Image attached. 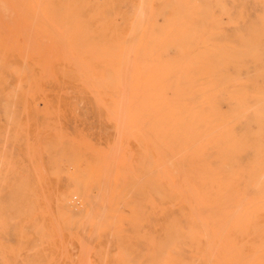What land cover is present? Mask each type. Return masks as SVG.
<instances>
[{
    "label": "rangeland",
    "instance_id": "1",
    "mask_svg": "<svg viewBox=\"0 0 264 264\" xmlns=\"http://www.w3.org/2000/svg\"><path fill=\"white\" fill-rule=\"evenodd\" d=\"M223 1L226 12L216 9L217 18H221L217 32L232 47L227 49L228 55L224 49H213L211 60L201 61L229 63L228 92L218 94L216 107L231 113L238 99L234 92L240 86H248L243 101L249 106L254 107L264 96V0ZM138 3L100 0L101 11L110 14L106 23L92 16L90 8L84 16L93 30L104 31L106 39L115 34L124 36ZM203 7L211 13L213 5L205 1ZM3 9L4 0H0V264H147L156 245L162 246L164 256L170 251L176 264H240L241 260V264H264V145L258 149L254 144L240 154V178L235 181L230 179L229 162L212 150L209 166L213 172L205 174L202 165L198 172L199 190L207 199L200 214L206 222L194 223L195 190L193 186L187 190L185 177L195 171L196 163L186 152L178 159L166 160L168 170L177 176L178 201L165 200L154 207L140 190L147 174L139 162L151 153L155 140L147 130L149 125L143 128L142 123L149 120L142 115L152 107L149 103L146 109V103L141 102V90L148 91L146 82L78 77L61 56L47 64L38 53L28 57L33 75L18 76L14 69L22 61L19 55L8 53L1 28ZM241 33L245 37L242 50L235 48ZM47 50L46 54L55 49ZM168 54L174 57L177 51L170 48ZM140 96L139 104L134 105ZM236 115L232 114L230 122L234 133L264 143V120L254 111L237 115V119ZM139 122V130L132 129V123L137 127ZM140 176L141 183L137 180ZM257 180L263 189L260 196L255 190ZM245 193L254 201L248 210L243 206V212L254 217L244 228L235 227L229 222L234 209L231 197ZM175 213L180 214L176 237L169 230V217ZM164 259L157 258L158 264Z\"/></svg>",
    "mask_w": 264,
    "mask_h": 264
},
{
    "label": "bare ground",
    "instance_id": "2",
    "mask_svg": "<svg viewBox=\"0 0 264 264\" xmlns=\"http://www.w3.org/2000/svg\"><path fill=\"white\" fill-rule=\"evenodd\" d=\"M156 1L159 2L158 7L155 5ZM205 1H209L213 5L211 13L204 10ZM99 2L100 0H4V27L1 28H4L7 50L9 55L14 53L19 55L22 61L21 66L14 69V71L18 76L33 75V67L29 66L28 57L31 54L38 53L47 64L51 61V58L61 56L71 64L78 77L115 80L142 79L145 81L148 88L146 92H151L152 97L148 93L146 96L144 95L146 93L145 89L141 90L144 92L141 96L149 100H145L140 96L138 100L134 101V105L136 103L137 106L140 98H142V103H146L144 108L148 109L151 104L152 107L148 109V114L152 112V115L148 117V114H143L142 116L147 117L149 120L146 123L143 120L142 123H144L143 128H147L146 126L149 125L147 130L154 134L155 140L152 144L151 153L143 162L142 159L139 162L141 171L144 169L147 174L144 175V184L139 189L145 191L148 200L154 207L157 202L165 200L174 203L180 195V191L176 187L179 184H175L177 176L168 170L166 160H169L170 157L178 159L181 154L186 152L190 157H193L196 163L195 171L185 177L187 190L190 191L191 186L195 190V194L193 193L196 209L194 223L199 220L206 222V217H202L200 214V207L207 199L205 198V192L202 196L199 190L198 172L201 165L205 174L209 175L213 172L209 166V158L213 155L212 150L214 149V152L220 158L229 162L230 179L235 181L240 178L239 172L241 171L237 167V158L240 157V154L254 144L258 146V149H261L264 145L261 139L248 141L244 138L245 135L237 136L230 125L233 120L231 118L232 114L242 115L248 111H254L258 119L264 120V96L258 98V103L254 107L249 106L243 101L248 86L242 85L234 92V96H237L238 99L233 111L225 113L218 110L216 107L217 96L219 93L222 94L223 90L226 95V92H228L226 85L231 80L227 73L229 63L217 62L212 65L201 61L211 60L210 56L214 52L213 49H224V52L228 55L227 49L232 47L228 39L220 35L218 33L220 31L217 32L221 18H217L216 9L220 7L222 14L225 13L224 1L139 0L127 34L124 36L115 34L109 39H106L104 31L101 29L93 30L90 22L84 16L85 10L90 8L92 16H98L103 23H106L110 14L101 11L98 5ZM0 24L2 25V23ZM239 38L241 40L235 48H241L242 50L245 46V37L241 33ZM170 48H175L177 51L174 57H170L168 54ZM47 49H55L56 51L52 50L53 53L46 54L45 50ZM50 54L51 56H49ZM238 54L243 55V53ZM5 57L7 56L5 55ZM4 63L7 66L11 65L7 60H4ZM130 85H128L129 88ZM120 86H123V84ZM134 105L132 104V106ZM146 109H144V112H147ZM237 115L235 116L236 119ZM141 120L142 118H140V122ZM140 122L137 123V127L132 123L134 126H132V129L137 131L138 128L139 130L138 124ZM161 144L164 146L160 147ZM108 171L111 172L112 169L108 168ZM261 175H264V173ZM260 179H263V177ZM137 180L141 183V176L139 179L137 177ZM259 180H257L258 187L255 188L258 196L264 192ZM252 187L254 188V186ZM183 191L185 190L183 189ZM247 196L246 193L232 194L231 199L234 209L229 218L230 220L228 218L227 220L235 227L242 226L244 228L254 217L252 213L243 212V206L244 208L245 206L246 208L248 206L252 208L251 205L254 201V198ZM257 205L260 207L259 204ZM91 216H89V219ZM179 221V213L169 217V223L171 224L169 230L173 232L174 237L179 233ZM204 226L206 228V225ZM158 246L156 245L155 249L152 250V260L150 259L147 264H158L157 258L160 257H165L161 261L164 262L163 264H168L171 258L173 259L172 264H176V257L170 251L164 256L162 246ZM235 246L237 247V245ZM217 251L216 255H218ZM238 251L240 250L238 249ZM225 254L227 255V253ZM237 255L234 253L232 257L236 258ZM255 256L257 257V255ZM244 260L246 261V259ZM261 261L260 263L263 262ZM209 262L211 263V261Z\"/></svg>",
    "mask_w": 264,
    "mask_h": 264
}]
</instances>
